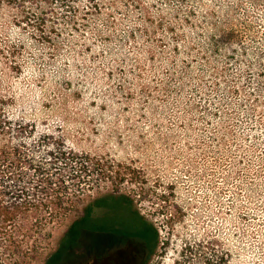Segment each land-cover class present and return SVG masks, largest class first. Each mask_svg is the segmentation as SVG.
Instances as JSON below:
<instances>
[{
    "label": "rangeland",
    "instance_id": "obj_1",
    "mask_svg": "<svg viewBox=\"0 0 264 264\" xmlns=\"http://www.w3.org/2000/svg\"><path fill=\"white\" fill-rule=\"evenodd\" d=\"M0 121L100 172L0 264H45L106 195L154 227L147 264H264V0H0Z\"/></svg>",
    "mask_w": 264,
    "mask_h": 264
},
{
    "label": "trees",
    "instance_id": "obj_2",
    "mask_svg": "<svg viewBox=\"0 0 264 264\" xmlns=\"http://www.w3.org/2000/svg\"><path fill=\"white\" fill-rule=\"evenodd\" d=\"M5 127L10 128L7 123ZM99 174L93 159L70 148L61 134L33 127L5 133L0 138L1 257H7L8 250L17 260L15 250L24 246L29 231L47 225V212L55 218L74 207L87 191L92 196ZM78 227L75 220L45 264H75Z\"/></svg>",
    "mask_w": 264,
    "mask_h": 264
},
{
    "label": "flooded vegetation",
    "instance_id": "obj_3",
    "mask_svg": "<svg viewBox=\"0 0 264 264\" xmlns=\"http://www.w3.org/2000/svg\"><path fill=\"white\" fill-rule=\"evenodd\" d=\"M109 198L96 199L81 211L75 264H147L155 246L154 227L128 197Z\"/></svg>",
    "mask_w": 264,
    "mask_h": 264
}]
</instances>
